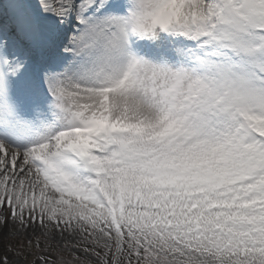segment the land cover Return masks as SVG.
I'll return each mask as SVG.
<instances>
[{
    "label": "snow or ice",
    "instance_id": "snow-or-ice-1",
    "mask_svg": "<svg viewBox=\"0 0 264 264\" xmlns=\"http://www.w3.org/2000/svg\"><path fill=\"white\" fill-rule=\"evenodd\" d=\"M0 264H264V0H0Z\"/></svg>",
    "mask_w": 264,
    "mask_h": 264
},
{
    "label": "rangeland",
    "instance_id": "rangeland-1",
    "mask_svg": "<svg viewBox=\"0 0 264 264\" xmlns=\"http://www.w3.org/2000/svg\"><path fill=\"white\" fill-rule=\"evenodd\" d=\"M10 227H11V226H9V229H7L8 231H7V230H4L3 233H4L5 235H7V234L9 233V231H10ZM6 231H7V232H6ZM0 254H2V250H0Z\"/></svg>",
    "mask_w": 264,
    "mask_h": 264
},
{
    "label": "bare ground",
    "instance_id": "bare-ground-1",
    "mask_svg": "<svg viewBox=\"0 0 264 264\" xmlns=\"http://www.w3.org/2000/svg\"><path fill=\"white\" fill-rule=\"evenodd\" d=\"M7 229H9V227H7V228H2V229H0V231H3L4 232V230H7ZM8 231V230H7ZM6 231V232H7Z\"/></svg>",
    "mask_w": 264,
    "mask_h": 264
}]
</instances>
